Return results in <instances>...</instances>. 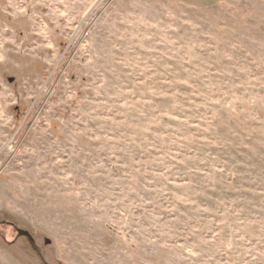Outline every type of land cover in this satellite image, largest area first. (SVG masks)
I'll return each instance as SVG.
<instances>
[{
    "label": "rangeland",
    "instance_id": "1",
    "mask_svg": "<svg viewBox=\"0 0 264 264\" xmlns=\"http://www.w3.org/2000/svg\"><path fill=\"white\" fill-rule=\"evenodd\" d=\"M0 264H264V0H0Z\"/></svg>",
    "mask_w": 264,
    "mask_h": 264
},
{
    "label": "crops",
    "instance_id": "2",
    "mask_svg": "<svg viewBox=\"0 0 264 264\" xmlns=\"http://www.w3.org/2000/svg\"><path fill=\"white\" fill-rule=\"evenodd\" d=\"M177 3L182 5H192L196 7H208L216 5L223 0H175Z\"/></svg>",
    "mask_w": 264,
    "mask_h": 264
}]
</instances>
